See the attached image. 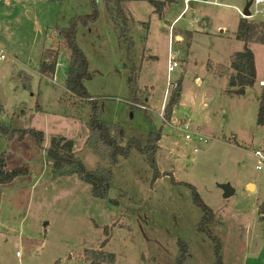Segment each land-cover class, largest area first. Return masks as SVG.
Returning a JSON list of instances; mask_svg holds the SVG:
<instances>
[{
  "label": "rangeland",
  "instance_id": "374dc122",
  "mask_svg": "<svg viewBox=\"0 0 264 264\" xmlns=\"http://www.w3.org/2000/svg\"><path fill=\"white\" fill-rule=\"evenodd\" d=\"M249 1L175 0L162 15L146 1H130L124 4L129 32L121 36L105 0H94L98 15L87 23L91 0H0V87L7 99L0 121L44 134L40 144L31 135L0 136L7 168L27 171L0 185V264H88L86 250L101 249L105 228L110 239L102 250L115 254L112 264H175L181 244L188 249L184 264H216L210 235L220 242L223 264H264V250L251 253L256 223L264 243V161L254 155L264 149V127L257 125L264 44L237 38ZM250 11V21L264 22L262 7ZM74 18L92 76L85 87L101 119L119 127L122 145H146L151 131L160 132L159 176L136 149L111 167L87 144L93 106L65 88L70 50L57 30ZM245 47L254 53L256 83L236 94L229 88L230 61ZM53 51L55 73L41 76L39 65ZM170 51L178 66L168 77ZM179 80L181 98L165 122L163 106ZM54 136L72 140L73 154L89 171L111 168L109 200L94 199L77 176L53 178L45 149ZM225 184L234 191L229 197ZM190 186L215 214L204 231Z\"/></svg>",
  "mask_w": 264,
  "mask_h": 264
},
{
  "label": "trees",
  "instance_id": "16d2710c",
  "mask_svg": "<svg viewBox=\"0 0 264 264\" xmlns=\"http://www.w3.org/2000/svg\"><path fill=\"white\" fill-rule=\"evenodd\" d=\"M92 1L93 11L91 15L82 18L84 23L93 22L96 20L98 10ZM130 1H146L150 3L155 11L162 15L164 10L172 4L175 0H105L107 9L112 15L114 25L120 29L121 36H126L129 32L127 21L128 18L124 11V4ZM252 1V0H251ZM77 19H72L71 25L68 28L57 29L60 35L66 40L70 50L69 68L66 72L65 88L72 96L81 100L88 101L93 106V113L88 123V140L87 144L94 150L95 154L101 161H108L111 167L115 166L120 158H127L132 149H136L140 154L146 157L150 166L155 171V176H159L156 167L155 156L159 148V141L161 138L160 132L149 133L148 142L146 145H141L136 140H130L127 144L122 145L118 141L119 127L111 123L105 122L101 119L100 107L97 100L89 94L85 87V83L91 79L89 72V63L87 57L81 48L76 44L77 37ZM237 38L248 43L264 44V22L250 21L246 18H241L238 26ZM58 52H51L45 55L44 61L39 65V73L44 77H52L55 73L58 63ZM230 69L233 74L229 79L230 89H247L253 87L256 83V67L254 53L248 47L241 52L235 53L230 61ZM30 76L22 81L23 88L27 89V83ZM135 77L130 81V88L132 92L135 91ZM260 96L258 98V113L257 125L264 127V85L261 86ZM181 98V80L177 86L170 92V97L164 106L162 118L165 122H170L176 106L179 104ZM137 102H141L140 98H136ZM141 105L142 102L140 103ZM4 105L0 102V114L4 112ZM33 136L38 144L42 140L44 134L35 129L17 130L8 127L5 123L0 121V136L7 140H13L19 137L20 140L25 136ZM234 145H238L235 140L232 141ZM74 143L63 136L51 137L49 146L45 149L46 156L52 164L53 178L77 176L83 182L91 187V195L94 199L109 200V191L112 185V170L99 167L95 171H89L81 158L73 154ZM27 173L23 168L8 169L4 155L0 156V185L11 183L17 177ZM194 191V200L198 207L203 211L202 221L200 222V229L204 231L206 226L215 221V214L213 210L208 207L201 199L194 187L190 186ZM259 222L264 221V204L259 209ZM109 228H105L104 232L107 238L102 243L99 250H86V259L88 264H112L116 260L113 253H108L102 250L109 242ZM209 234V233H208ZM210 235V234H209ZM210 237L217 243L216 250V264L222 263V256L220 254L221 246L218 238ZM187 246L180 245V253L176 258L175 264H184L187 257Z\"/></svg>",
  "mask_w": 264,
  "mask_h": 264
},
{
  "label": "water",
  "instance_id": "95a60500",
  "mask_svg": "<svg viewBox=\"0 0 264 264\" xmlns=\"http://www.w3.org/2000/svg\"><path fill=\"white\" fill-rule=\"evenodd\" d=\"M250 6H251V1H249L246 4V6L242 12L243 18L248 19L251 17ZM244 92H245L244 89H239L236 92V94H243ZM0 102L2 105H5L7 103V99L4 95V90L2 87H0ZM221 188L224 190V196L225 197L231 196L234 192L233 189L228 184L221 185ZM261 246H262L261 229H260L259 223H256L255 229H254L253 240H252V244H251V253L254 254V253L259 252Z\"/></svg>",
  "mask_w": 264,
  "mask_h": 264
},
{
  "label": "built area",
  "instance_id": "2783aa9c",
  "mask_svg": "<svg viewBox=\"0 0 264 264\" xmlns=\"http://www.w3.org/2000/svg\"><path fill=\"white\" fill-rule=\"evenodd\" d=\"M191 0H185V3L188 4ZM255 6L256 8L258 7H262V11H264V0H252L251 1V6ZM258 11L256 10L255 13H257ZM251 17H252V13H251ZM250 17V18H251ZM171 50V49H170ZM5 58V54L4 51L0 49V60H3ZM178 66L177 61L175 60V54L172 53L170 51L169 53V57H168V68H167V72H168V77L170 76V74L172 73V71L174 70L175 67ZM172 84H169L168 86L170 87ZM177 86V85H176ZM164 109V106H163ZM180 127L188 132L190 129V126L188 123H181L179 124ZM186 139L190 138L189 134H186ZM199 140H201V138H199ZM198 149H195V151H197ZM254 155L259 158L260 160L264 161V149H258V150H254Z\"/></svg>",
  "mask_w": 264,
  "mask_h": 264
},
{
  "label": "crops",
  "instance_id": "0c3cea01",
  "mask_svg": "<svg viewBox=\"0 0 264 264\" xmlns=\"http://www.w3.org/2000/svg\"><path fill=\"white\" fill-rule=\"evenodd\" d=\"M199 1H201V0H199ZM186 4V3H185ZM179 39H181L182 40V36H180V35H177L176 36V40H178L179 41ZM235 139V138H234ZM264 250V243H263V240H262V246H261V248H260V251H263Z\"/></svg>",
  "mask_w": 264,
  "mask_h": 264
}]
</instances>
